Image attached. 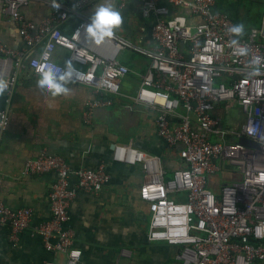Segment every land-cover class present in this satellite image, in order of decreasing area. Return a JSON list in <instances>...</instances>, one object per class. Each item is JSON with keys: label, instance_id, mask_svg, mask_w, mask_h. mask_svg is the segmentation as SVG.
Listing matches in <instances>:
<instances>
[{"label": "built area", "instance_id": "2783aa9c", "mask_svg": "<svg viewBox=\"0 0 264 264\" xmlns=\"http://www.w3.org/2000/svg\"><path fill=\"white\" fill-rule=\"evenodd\" d=\"M31 1L3 0V12L19 24L27 48L43 44L28 67L36 75V64L59 66L62 72L65 65L55 62L53 55L59 47L68 50V59L75 57L72 62L82 74L69 84L84 86L93 94L83 115L90 122L96 111L112 106V97L121 96L130 69L118 58L130 44L116 35L101 43L85 39L83 25L89 18L84 11L95 0H74L40 24L23 15L22 9ZM126 1L121 0V6ZM138 2L143 18L152 21L150 38L155 46L140 51L151 63L137 103L157 114L158 132L167 145L182 146L181 165L170 176L161 156L143 152L133 143L115 148L116 161L143 166L140 198L149 205L147 239L175 247L179 264L264 262V71L248 73L250 58L264 57V11L259 24L244 29L233 46V34L227 29L236 22L216 10L218 0ZM179 8H188L190 15L178 13ZM71 15L81 20L78 40L58 26ZM239 47H246L248 54L237 55L233 49ZM0 54L5 55L0 77L5 78L8 65L23 53L0 42ZM8 81L9 88L16 78ZM221 105L226 113L239 107L244 120L238 127H228L214 116ZM180 109L185 110L183 115ZM7 126L8 116L0 110V147ZM242 137L258 146L241 143ZM23 173L56 174L49 192L50 218L38 224L36 232L47 252L66 255L65 264H79L83 251L75 247L74 234L66 227L70 205L77 193L102 192L112 181L111 173L105 165L72 169L63 158L46 151L28 160ZM214 176L219 177L218 190L210 184ZM32 218L31 208L13 209L0 203V226L10 228L14 243Z\"/></svg>", "mask_w": 264, "mask_h": 264}, {"label": "crops", "instance_id": "0c3cea01", "mask_svg": "<svg viewBox=\"0 0 264 264\" xmlns=\"http://www.w3.org/2000/svg\"><path fill=\"white\" fill-rule=\"evenodd\" d=\"M73 1L32 0L22 12L26 19L40 24L56 12L53 2L61 9ZM235 1L242 5L232 10ZM248 1L219 0L217 9L227 11L236 23L242 22L244 29H249L248 21L253 13ZM99 2L93 1L85 9V16L89 18ZM161 2L166 4L169 0ZM112 3L122 18L121 24L113 29V36L128 40L139 49L155 46L150 38L152 21L143 18L138 0H127L124 6L121 0H112ZM3 6L0 0V42L23 55L8 65L5 79L15 77L16 81L0 94V110L8 116L0 147V203L13 209L31 208L33 218L15 243L10 228L0 226V264H65L67 261L64 254L47 252L36 232L38 224L50 218L49 192L56 174L25 175L23 172L25 163L42 151L63 158L72 169H97L105 165L112 175L111 183L102 192L77 193L70 205L66 227L74 234L75 247L83 251L79 264H179L175 247L147 239L149 205L140 198L145 181L143 166L127 165L114 158L117 145L133 143L143 152L161 156L166 176L181 165L182 146L167 145L158 132L157 114L137 103L151 58L131 52L128 47L122 50L118 61L130 73L122 83L121 96L112 97V106L96 111L87 122L83 115L93 99L92 91L75 84L67 85L66 94L52 95L37 89L39 77L30 71L28 61L39 55L43 44L27 48L19 24L5 15ZM177 12L190 15L188 8H179ZM80 22L77 15H71L57 25L66 36H72ZM68 57L69 51L60 47L53 55L55 62L62 65ZM4 60L5 55L0 54L1 76ZM184 113V109L179 110V114ZM214 116L221 117L228 127H238L244 120L238 106L228 113L222 105L218 106ZM218 179L211 178L214 190L219 189ZM72 181H76L74 177Z\"/></svg>", "mask_w": 264, "mask_h": 264}, {"label": "clouds", "instance_id": "9594fccd", "mask_svg": "<svg viewBox=\"0 0 264 264\" xmlns=\"http://www.w3.org/2000/svg\"><path fill=\"white\" fill-rule=\"evenodd\" d=\"M52 8L58 10L57 3L53 2ZM121 13L114 6L112 0H101V2L94 5L89 22L83 25L85 39L91 40L94 43H101L105 38H110L113 35V29L121 24ZM227 31L233 34L230 44L237 45L238 38L243 35L244 24L237 22L229 25ZM80 29H76L73 33L74 39H79ZM237 55H247L248 49L246 47H239L233 49ZM71 57L64 61V71L59 70V66L45 67L44 64L34 65L38 73V80L36 81L37 89L48 92L52 95L67 93L69 91L67 85L73 79H79L82 75L78 69L75 68ZM249 75H256L264 71V57L254 55L248 61ZM9 86V81L0 77V94L4 93Z\"/></svg>", "mask_w": 264, "mask_h": 264}, {"label": "rangeland", "instance_id": "374dc122", "mask_svg": "<svg viewBox=\"0 0 264 264\" xmlns=\"http://www.w3.org/2000/svg\"><path fill=\"white\" fill-rule=\"evenodd\" d=\"M239 2H241V1H239ZM248 2H249L248 3L249 6L252 8V13H253V14H251V18L248 21V27L250 26V28H251V27H254L258 23V21L260 19V15L262 16V14H263L264 0H254V1L250 0ZM239 5L241 7L242 4L236 3V1H235L234 6L232 5V10H234L236 7H239ZM126 41L130 44L129 45L130 47L128 46V48H129L128 50H130L131 52H135L139 55L141 54L144 56V54L140 51L148 50V48L146 49L145 47L144 48L142 47L139 49L136 44H132L128 40H126ZM213 141H216V138H213Z\"/></svg>", "mask_w": 264, "mask_h": 264}, {"label": "water", "instance_id": "95a60500", "mask_svg": "<svg viewBox=\"0 0 264 264\" xmlns=\"http://www.w3.org/2000/svg\"><path fill=\"white\" fill-rule=\"evenodd\" d=\"M241 143L246 144V145H250V146H258V144L248 138L242 137L239 140ZM116 148V147H115Z\"/></svg>", "mask_w": 264, "mask_h": 264}, {"label": "trees", "instance_id": "16d2710c", "mask_svg": "<svg viewBox=\"0 0 264 264\" xmlns=\"http://www.w3.org/2000/svg\"><path fill=\"white\" fill-rule=\"evenodd\" d=\"M216 10H217V11H220V12H225V11L220 10V9H217V8H216ZM225 13H227V11H226ZM231 17H233V16H231ZM233 18H234V17H233ZM69 37H70V36H69Z\"/></svg>", "mask_w": 264, "mask_h": 264}]
</instances>
